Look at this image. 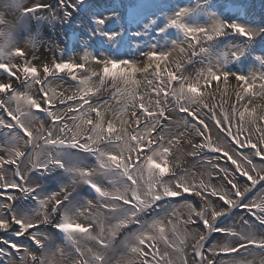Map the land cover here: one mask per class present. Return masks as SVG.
Segmentation results:
<instances>
[{
    "label": "snow or ice",
    "instance_id": "1",
    "mask_svg": "<svg viewBox=\"0 0 264 264\" xmlns=\"http://www.w3.org/2000/svg\"><path fill=\"white\" fill-rule=\"evenodd\" d=\"M77 3L82 4L84 0H77ZM42 7L46 6L36 5L34 8L25 9V12L36 11ZM188 12L189 9H179L170 18L168 26L182 30L186 40L194 41V44H189L190 48H194L195 45L200 43L201 34L203 38L211 41L214 37L222 35L225 29H232L246 39H254V34L241 24H225L217 21L213 24L211 31L206 27L189 26L183 22V18ZM97 22L104 25L107 21L104 17H99ZM103 35L105 40H115L120 34L106 32ZM180 44H175L170 51H160L156 47H152L143 53V58L150 62L166 61L172 56L173 51L185 52V49L180 47ZM200 51L204 52L206 50L201 48ZM16 54L19 56L26 55L22 48H17ZM9 55H11V52H9ZM239 55L240 53L233 52V56L238 57ZM87 59L88 56L85 55L84 60ZM93 59L97 65L102 66V72L93 73V75L100 77L99 85H104L106 81H111L113 88H117L119 92L126 94V103L119 110L120 113L122 115L128 114L126 112L128 105H131L134 109L130 114L133 118L131 133L123 129L118 130L114 123L115 118L107 123L105 129L103 114L97 106L101 101L96 100L94 102L89 95L92 92L89 87V78H85L80 82L84 85V93L80 96L79 102L75 107L68 103L76 100L74 96H68L67 98H64L63 95L55 98L48 96L44 90L47 75H54V70L60 73H64L67 70L70 79L75 81L77 77L73 74V69L83 68V64H76L71 61L56 62L54 70L49 68L48 65H44L43 72L47 75L45 76V81H41L37 78L39 69L31 66L30 63H25L21 68L20 65H9L0 62V70L9 78L20 81V86L30 89L32 83L41 85L40 100L38 101L28 94L27 91H17L10 82L0 83V93H10L7 101L0 100V108H3L11 118L7 123L4 120H0V134L6 137V146L0 147V151L6 152L10 157L5 160L3 156H0V166L4 164L16 165L15 174L19 180L25 181L24 183H0V190L14 189L20 196L33 194L39 205L45 207L39 224L46 225L50 221L49 217L55 216L56 219L55 223L52 224V228L58 237L62 239L66 237L68 241L75 243V234L79 233L86 239L96 240L107 249L108 244L90 231L96 220L94 215L90 217L92 222L87 225L76 223L73 219V216L78 214L81 208H94L96 205L93 204V200H86L80 204L72 203L70 200L72 191H69V185L63 186L60 191L53 192L46 198H40L37 193L38 185L30 186L32 175L27 180L21 175L20 166L17 163V159L14 158L23 157L25 161L31 162L32 152L42 147L41 141L43 145L53 146L52 150L56 155H47L43 160H39L38 166L33 163L30 171L32 173L37 171L42 173L51 166L65 168L66 171L73 174V179L70 183L72 189L77 183L83 182L87 184L89 189L95 193V197L100 198L97 200V205L112 213L113 218L118 221L116 227L128 229L124 242L128 251L142 257L139 264H172L170 259H166L168 252L160 253L156 244L159 241H163L168 246H173L169 244L164 228V224L171 223L173 219L180 221V217L176 216L177 209L171 206L177 203L173 198L194 191L197 196L201 197L204 204L199 211L191 204L186 205L188 217L182 221V224L185 227L189 224H195L194 216L199 219L205 233L197 232L192 237L194 259L196 264H215L213 259L205 256L203 245L207 238L206 234L213 232L227 233L236 237L239 241L247 240V237L240 236L230 229L218 227L216 221L235 207L246 209L253 216H257L258 212L261 217H264V196L260 198L259 203L255 201L245 203L244 199L250 188L239 184V176H242L254 188L261 181H264V175L256 172V178H254L247 168L238 163L239 157L234 159L233 155L229 154V151L219 146L214 147L207 134L208 125L205 123V116L212 120L214 126L218 127V129L222 127L239 147L244 148L247 146L254 150L253 156L260 157L264 156V126H259L258 121H264V114H257V108L261 107L260 105L252 108L245 106L243 111L238 112L239 120L254 126L257 133L256 142H253L251 135H247L246 139H240L239 137L244 132V129L237 128L236 134L233 135L229 124L225 123L228 120L227 115L221 117L220 120L216 119L214 106L206 103L203 98L204 94L201 92L202 85L199 80L204 78L203 86H207L215 81H220L221 78L226 83L231 76L237 85L240 86L237 99L242 101L247 95L264 96V73L259 76L255 74L244 75L225 71L219 66L210 64L206 71H201L197 74L196 81H189L188 77L182 71H179L183 67L180 59L174 57L173 62L177 71L169 72L167 82L161 81V84L164 85L161 87L160 85H154L152 80L147 79V75H145L143 81L136 79L137 72L147 73V68L137 67L142 59H112L100 56H93ZM21 71L23 79L18 75ZM154 71H156L157 75L159 74V63L155 65ZM155 78L153 77V79ZM256 80L261 81L258 93L253 91L256 88ZM176 81L179 82L178 86L172 87V82ZM119 83L124 85L123 89L119 88ZM141 83H143L145 89L150 88L151 92L139 93L137 90ZM153 94H155V99L145 100V95L151 97ZM12 101L16 103L15 112L5 107L6 103ZM251 102V99H249L248 103ZM57 105H61L63 108L57 107ZM84 105H87V113H95L96 120L85 118V112H81ZM25 107L27 111L23 110ZM33 109L35 112H33ZM204 109H207V112L201 115ZM74 112H80V115H72ZM180 113L187 114V116L181 117ZM41 115L49 119L50 127L48 129L44 128ZM141 116L145 118L143 125L141 124ZM77 120L80 123H76ZM84 125L88 126V131L91 133L86 139H84L82 134ZM34 131L36 133L35 136L33 135ZM53 132L57 133L56 136H53ZM190 137L199 138V142H194ZM82 139L84 142H81ZM100 144H103V147H100ZM22 146L30 148L27 155L20 150ZM186 146L190 147L189 151H186ZM63 148L76 149L83 153L91 154L97 162L96 167L80 168L75 165L66 167L64 161L58 157V151ZM210 152H223V157H211L209 156ZM187 157L194 158L198 164L208 165L217 169L221 179L231 185V196H229L227 191L218 190L211 184H206L203 180L197 182V173L185 166ZM223 158L235 165L232 172H229L227 168L220 167L219 163H213V160ZM242 160L254 168L252 160L248 156H243ZM194 167L195 165H193ZM237 173L239 176L236 175ZM94 174L102 177V180L100 182L94 181L92 179ZM110 176L123 177L127 182L122 181L121 187H117L114 193H110L101 187L102 181ZM110 182L112 184L116 183L115 181ZM209 197H219L226 207L220 210L211 207ZM232 197H235V199ZM7 201L8 203L0 204V208L8 210V218L0 217V230L8 231L11 229L16 237L27 235L34 245L39 246V249L44 248V244L41 243L43 234L38 230L39 225L33 223L28 215L15 210V196L8 195ZM49 202L53 204L50 212L46 210V205ZM57 213H60V215H56ZM35 214L39 215L40 213L36 212ZM260 223L264 224V218L260 219ZM12 226L15 227L13 228ZM129 226H134V228H129ZM34 229L36 231H32ZM172 231L173 233L176 232L175 225H173ZM102 232L103 229L101 228ZM3 242L10 244L12 249L20 247L8 240ZM248 244H255L261 251H264V241L257 244L255 240H248ZM241 248L246 249L247 245L241 242L238 247L225 246L220 251L238 253ZM74 251L79 257L82 258L84 256V252L79 247L75 248ZM88 251L91 252V249H88ZM206 251L211 253L212 256L217 254L216 250L212 248ZM0 255H5L4 249H0ZM31 259L34 264H44L43 261L38 260L34 255ZM93 259L96 264H107L105 257L102 255L93 253ZM81 264H88V262L87 260H81ZM123 264H135V261L128 259L123 261ZM185 264H187L186 258ZM233 264H245V262L243 259H236ZM261 264H264V260H261Z\"/></svg>",
    "mask_w": 264,
    "mask_h": 264
},
{
    "label": "rangeland",
    "instance_id": "2",
    "mask_svg": "<svg viewBox=\"0 0 264 264\" xmlns=\"http://www.w3.org/2000/svg\"><path fill=\"white\" fill-rule=\"evenodd\" d=\"M63 1L65 2L66 0H63ZM241 1H244L245 5H247V8H248L247 14L248 13L252 14V12H256L255 8L261 7L260 4L264 5V0H241ZM67 2L69 3L68 0ZM36 5H42V4H35V6ZM45 6L46 7H42L39 10L30 11L29 14L31 13L33 14L34 12H36L37 17H40L41 15L47 12V7H48L49 8L48 10L51 11L50 16L55 18L56 10H54V8H57V7L56 6L50 7L47 5ZM180 6L181 4H179V7ZM32 8H34V6ZM112 16H113V13H112ZM99 17L100 16H98V18ZM217 21H220L218 17L213 16L210 21L201 22V26H197V24H193L191 26L192 27H206L210 30L212 29L213 24ZM242 24L253 34H258V33L260 34L264 30V26L248 25L245 23H242ZM97 25L99 26L100 24L97 22L95 29H97ZM140 29L137 30L133 34V36L129 38L128 40L126 41L122 40L123 44L120 45V49L117 51H113L111 49L114 47V45L113 43H110L111 42L110 40H105L104 35L99 34L100 39L104 43L105 48L104 49L100 48L94 56H100V57L112 58V59H130V60L142 59L141 62L137 65V67L145 68V65L149 64L150 61H148L146 58H143L144 52L150 50L152 47H156L160 51H170L174 48L176 44V43L174 44V42H169V39H164L162 37L160 38L154 37L153 35H151V33H149L148 29L143 31L147 35V37L146 36L144 37L141 35ZM110 32H114V30H110ZM140 39L141 40L146 39L147 46L145 48L141 47V50H137V48L140 45V42H139ZM231 51L233 52L232 49ZM9 52L11 51L10 50L5 51V48L0 50V62L7 63V58L10 56ZM219 54L224 55L223 53H219L217 52V50L214 49V51L211 54L212 58L210 59V63L207 66H201L200 69L196 70L195 72L193 71V73L187 74L192 71L190 70L187 73L185 72L184 75L188 77L189 81H196L197 74L200 73L201 71H206L207 67L210 64L213 66H219L222 70H225V71L239 73V72H235L228 64H226L225 60L219 57ZM184 55L185 53H180L176 56V52L173 51L172 56H170L168 60L162 61V62L159 61V63L162 64L160 69L164 73L168 74L169 72L173 71V69L176 67L175 63L173 62L174 56H176L175 58L180 59L182 63L185 60ZM52 60H53L52 65L54 66V64L56 63L55 55ZM66 61H71L73 63L79 64L78 58L74 55L69 56L66 59ZM87 64H88L87 78L90 79L89 87L92 89V92L89 93V95L94 101V99L98 97L99 94L102 93L105 84L109 83L110 81H106L104 85H99L100 77L97 75H93V73L102 72V66L97 65L93 57L88 59ZM247 71L249 72V69ZM258 71H261V73H264V68L259 66ZM240 74H245V72H240ZM250 74H254V73L250 72ZM146 75H147V79L152 80L154 85H160L161 87H163L164 85L161 84V81H164L166 83L165 75L162 77V79L159 78L157 75L150 73V72ZM153 77H156V78L153 79ZM144 78H145V75H141L140 72L136 73V79L143 81ZM203 80L204 78H200L199 80V83L202 85L201 92L204 94L203 98L205 102L209 103L211 106H214V111L216 113V119L220 120L221 117H223L224 115H227L228 120L225 121V123L229 124V128L231 129L233 135L236 134L237 128H243L244 132L241 133L239 138L246 139L247 135H251L253 142H256L257 133L255 131V127L252 125H249L246 122H241L238 117V112H240V108H244L245 106H247L248 108H252V107H255L256 105H260L261 107L257 108V114L258 115L264 114V96L247 95L244 97L242 101L237 102L236 107L232 106L231 108H228L226 105L222 104L221 98L225 97L226 98L225 101L229 102V97H231L230 101L232 102L233 98L238 97V94L240 92V86L237 85L234 78L230 76L226 83L223 81V78H221L220 81H215L207 86H203ZM260 83L261 81L256 82V88L253 89L254 92L258 93ZM98 85H99V89L97 90ZM123 87L124 85L122 83H119V88L123 89ZM27 89L28 88L23 87V86H20V88L18 89L16 88L17 91H21V92L27 91L28 94L32 95V93H30V90L29 89L27 90ZM44 90L47 92L49 97L55 98V97H59L63 95V97L66 98L67 96H70V94L72 95L73 93H75L77 96L83 95L84 85L75 87V86H72L66 83L63 80L58 79L56 81L51 80V82H48L46 85H44ZM137 91L139 93H147V92H151V89L150 88L145 89L143 86V83H141V86L138 88ZM107 92H112L111 97L109 99L104 100L106 102L101 101V103L97 105L100 108L101 113L103 114L105 129L107 127V123L110 120H113L115 118L114 123L116 127L118 128V130L123 129L126 132L131 133V130L133 127V124H132L133 118L130 116V114L134 111V109L131 107V105H128L126 109V112L128 114L122 115L119 111L126 103V94L119 92L117 88H113L112 86L109 87ZM9 94L10 93H8L6 97H4L5 101H7V97ZM148 99H155V94H153L151 97H148L147 95H145V100L147 101ZM249 99H251L252 101L251 103H248ZM77 103L73 104L72 106L75 107ZM5 107L15 112L16 103L15 101L6 103ZM193 107L195 108V106ZM25 108L23 110H25ZM60 108H63V107H60ZM86 109H87V105H84L83 109H81V112H85V118L86 119L91 118L93 120H96L97 117L95 113H87ZM205 112H207V109H204L201 112V115H204ZM72 115L79 116L80 112H74L72 113ZM179 115L181 117L187 116V114H184V113L179 114ZM41 118L44 120L43 121L44 128L48 129L50 127L49 119L44 115H41ZM10 119L11 118L7 115L6 111L3 108H0V120H4L7 123L10 121ZM140 119H141V124L143 125L145 118L141 116ZM76 123H80V121L77 120ZM205 123L208 125L207 134L210 140L212 139L214 141L216 146H219L222 149L229 151V154L233 155L234 159L239 157L240 159H238V163H241L243 167L247 168L249 170V173L252 174L254 178H256L255 176L256 172H259L261 175H264V161L262 160L264 159V156L259 157L261 160H256V158H254L252 155L254 150H252L251 148L247 146H245L244 148L239 147V145H237L235 141L232 140L231 137H229L228 133L222 127L218 129V127L214 126L213 121L210 120L207 116H205ZM258 125L264 126V121H258ZM3 131H6V130H3ZM56 134H57L56 132H53V136H56ZM82 134H83L84 139H86L88 135H91V133L88 131L87 125H84ZM33 135L34 136L36 135L35 131ZM190 138H192L194 142H199V138H196V137H190ZM81 142H84V140L82 139ZM40 143L42 144V147L38 148L37 150L38 157H39L37 158V163H36L37 166H38L39 160H43L44 158H46L47 155H49V153L47 152L53 151L52 150L53 146L43 145L42 141ZM3 146H6V137L0 134V147H3ZM100 147H103V144H100ZM26 149H27V146L20 147L21 151L22 150L25 151ZM27 150L28 152L30 151V149H27ZM189 150H190V147L186 146V151H189ZM33 153L34 152H32V154ZM220 153H223V152H220ZM75 154L78 155V156L75 155L76 156L75 160L76 162L80 164L81 168H88V167L95 168L96 167L97 162L91 154L83 153V152L75 153ZM0 156H3L5 160L10 158L9 155L3 151H0ZM79 156H84V157H79ZM209 156L221 157L219 153H212V154L209 153ZM243 156H248L252 160V165L254 166V168L249 166L246 162L242 160ZM14 159H17V163L20 166L21 175H23L25 179H27L26 178L27 174L32 168L31 162L25 161L23 157L14 158ZM186 160L187 161H186L185 166H187L190 170H195L199 166H202L204 169L209 170L207 173H203V177H199L197 179V182H199L200 180H203L206 184H211V186L217 188L218 190L227 191L229 193V196H231V191H230L231 185H228L222 179L218 180L219 183L209 182L210 179L214 181L213 178L214 177L216 178V176L220 177L217 169H214L208 165L198 164L192 157H187ZM213 163H219L220 167L227 168L229 172H232L235 168V165H232L231 161L227 160L226 158L219 159V160H213ZM193 165H195L194 168H193ZM15 167L16 165H8V164H4L0 166V183H22L24 182V181L19 180V178L15 174V171H14ZM39 174H40L39 171L38 173L34 174L32 176L33 178H31V182L36 181L35 179L39 178ZM214 174H216V176ZM236 175L239 176L238 173ZM72 179H73L72 177L68 176L67 179H64L62 181H57L56 183H54L48 190H39L37 193L40 198H46L51 193L60 191V189L63 186L69 185V191H72V192L75 191L71 199L72 203L80 204L86 200H93V204L96 205L94 208L92 209L81 208L79 213L73 216V219L76 223L87 225L92 222L90 217L94 215L96 217V220H95V223H93V226L91 227L90 231L92 232L93 235L98 236L99 239H103L108 244V248L105 249L96 240L86 239L83 236H81L79 233L75 234L76 242L73 243V242L68 241L66 237H64L63 239L58 237L55 234V231H51L50 233H47L46 231H43L42 228H38L39 232L43 234L41 236V243L44 244V248H45L44 251H42L43 253L42 254L40 253L41 261H43L44 264H81V260H87L88 264H96L95 260L93 259V253H95V254L104 256L107 264H123V261L128 260V259L134 260L135 264H139V261L140 259H142V257H139L136 254H133L130 251H128L125 245V242H124L125 234L121 235V230L123 227H116V225L118 224V221L113 218L112 213L104 209L102 206L97 205V200L100 198L95 197L94 192L92 191L89 192L86 190L85 193H82L78 191V189H74L77 184H75L72 189V187L70 186ZM92 179L94 181L100 182L102 180V177L94 174L92 176ZM145 179H146V176H145ZM110 181H115L116 183L112 184ZM122 181L127 182L125 178L123 177L110 176L108 177V179H104L102 181L101 187L109 191L110 193H114L115 189L118 187L117 184L121 185ZM239 183H241L242 185L248 186L250 188V191L254 190V193L250 196H248V193L250 191L246 193L245 203L253 202V201L257 203L260 202V198L264 196V181H261L254 188H252L251 183L247 181L245 177L239 176ZM81 185L83 189H89L87 184L81 183ZM8 195H12L16 197V201H15L16 204L14 208L17 212H22L23 214L28 215L32 219L33 223L39 224V221L41 220L44 214V210H43V207L39 205L36 199L30 202H25L21 204V200L23 196H20V194L17 193L16 190L3 189V190H0V204L8 203L7 201ZM194 196H196L195 192L190 191L189 193H184L180 197L173 198L177 203H174L171 206L177 209L176 216L180 217V221L178 222L176 219H173L171 223L164 224L165 235L167 236L169 244L173 246L170 247L168 246V244H165L163 241H159L156 244V247L159 249L160 253H163L165 251L168 252V257L166 259H170L172 261V264H185L184 263L185 261H181L182 258L185 257V253H183L182 251L183 247L188 248V251H187L188 255L186 253L187 264H196V260L194 259V253L192 249L193 240H192L190 248L187 247L188 245L186 244V240L187 238L191 240L192 237L195 236L197 232H199V228L202 230L201 233H205V230L201 225H199V223L201 222L195 216L193 217V220L195 221L198 220L199 221L198 223L195 222V224H192L191 227L189 228L185 227L182 224V221H183L182 218L185 215V212L187 210L186 205L191 204L197 210L198 206L196 204L201 203L199 205L200 209H201V206L204 204V201L199 196L198 197L202 201L198 203L197 202L193 203L192 198ZM232 198L235 199V197H232ZM209 203L211 207L216 208L217 210H220L226 207V205L223 204V202L219 199V197H209ZM50 204H52V202H50ZM52 207H53V204L49 209H47V211H51ZM237 208L238 210H236ZM36 212H39L40 214L36 215L35 214ZM0 217L8 218V210L0 208ZM262 218L264 217H261L258 212H257V216H253L246 209H243L240 207L232 208L231 211L228 212L225 216L219 217L217 219L216 221L217 226L221 228H225V229H230L232 232H235L240 236L247 237V240L239 241L236 237H233L227 233L219 234L218 232V234H216V232H213L210 234H206L207 238L203 245V248L205 249V256L207 254L206 257H213V260L218 256L215 264H233V261L236 259H243L245 264H261V260H264V257L258 259L257 263H252L251 260H253L256 257L264 256V251H261V249H258V250L254 249L253 246L255 244H248V240H255L257 244L261 241H264V239L255 237V234H257L255 231L257 229H262L257 226V224H262L260 223V219ZM173 225H175V228H176L175 233H173L172 231ZM12 227L14 228L15 226H12ZM101 228L103 229L102 233H101ZM183 230L185 231V235H183ZM10 231L12 230L11 229L8 230V232ZM32 231H36V229ZM0 232H4V230H0ZM113 233H115V235H113ZM218 236L225 238L224 242H222L221 244L220 243L218 244V242H216L217 240L216 237ZM45 237L47 238L45 239ZM25 238L27 239L26 241H24ZM211 238H214V239L210 240ZM7 240L10 242H14L18 246H20L18 247V249H15L13 251L9 248H6L7 257L5 258V260L6 261L8 260V262L17 260L19 262H23V264L24 262L26 264H32L31 258L29 256H33V255L35 256V254L37 255L39 254V252L35 250L34 246H31V244L29 243L31 242V240L27 237V235L22 236V237H16L14 235V231H12L9 233ZM18 240L19 241L22 240L23 242H17ZM181 241H183V243H181ZM237 242H239V244L241 242L245 243L247 245V248L239 249L238 253H227V252L220 251V249L225 246L226 247H236L237 244H235L236 246L235 245L233 246L232 244L237 243ZM77 247H79L80 250L84 252V256L82 258L79 257L74 251L75 248ZM209 248L216 250L217 254L215 256H212L211 253L206 251ZM25 249H27V251H25ZM88 249H91V252H89ZM21 257H23V259H21ZM58 257L60 258L68 257L69 259L62 260L61 262H56L55 260ZM189 257L192 260L189 261L188 260Z\"/></svg>",
    "mask_w": 264,
    "mask_h": 264
},
{
    "label": "bare ground",
    "instance_id": "3",
    "mask_svg": "<svg viewBox=\"0 0 264 264\" xmlns=\"http://www.w3.org/2000/svg\"><path fill=\"white\" fill-rule=\"evenodd\" d=\"M68 1H69V4L65 5L66 8H69V5H72V3H73V0H68ZM93 1H96L100 7L101 6L103 7V9H106L109 12L112 11L110 5L108 4V1H109V3L111 2L110 0H93ZM112 1L114 2L115 0H112ZM144 1H145V2H143L144 8H141V3H140V5L136 9L127 11L128 17L134 16V15H137L140 13H141V16H144V14H145L144 12L146 9H147L146 11H148V10L153 11L154 10L153 8L160 6V5H157L159 0H144ZM160 1L165 2L164 0H160ZM50 2H52V0H0V33H2V35H0V50L5 48V51H8V50L11 51V55L7 58V64H9V65H20L22 68L25 63H30L31 66H35L39 69L37 78L41 81H42L41 77H43V75H44L43 66L48 65L51 69L53 68L52 59H53L55 52L57 51V48H55L53 46L55 45V43L57 45L60 43L58 36L61 33L60 31L62 30L61 23H62L63 19L61 18L62 15L58 13L57 8H54V10H56L55 18L50 16L51 11L48 10L49 9L48 7H47L46 13L43 14V12H42L43 15H41L40 17H36V18H33L34 15H30L29 12L26 13L25 9L32 8L33 6H35V4L47 5ZM59 3H60V0H55V6L56 7L58 6ZM120 6H121L120 4H117L118 8H120ZM84 7L85 6H82V9ZM61 9H62V7H61ZM62 12H64V9H62ZM109 12L105 11L101 15V17H104L106 19V21H107L106 24H104V25L100 24L99 26L97 25V29L98 30L100 29V31L103 33L110 32V30H113L114 27L116 28L117 25H119V23L121 22L120 18L113 19L112 17H110L111 13H109ZM77 13H78V11H77ZM85 14H87V13L84 12L83 15H85ZM47 28H49V31H47ZM84 37H85V35H84ZM201 38L203 39L202 34L200 36V39ZM85 39H88V38L85 37ZM110 41H114V40H110ZM181 42H183V40H182V38H179L178 43H181ZM84 44H87V42H85ZM46 45L48 47L47 49L45 48ZM17 48H22L24 50V52L26 53V55L25 56L17 55L16 54ZM185 48H186V51L184 53H187L188 48L187 47H185ZM61 49H63V48H61ZM175 52H176V56L178 54H180L179 50H176ZM176 56H174V57H176ZM219 57L223 58L226 61V58L224 56L219 55ZM154 66L155 65H153V66L152 65H146L145 68H147V70L150 71V73L157 75L156 71L153 70ZM182 70H180V71H182ZM18 75L21 77V79H23L22 71L20 73H18ZM164 75L167 77V74L164 73L160 69L159 74L157 76L162 79V77ZM3 82H10V83H12L14 88H17V89L20 88L19 87L20 81L14 79V78H9L0 70V83H3ZM48 82H51V81H47L46 84ZM39 86H41V85L37 84V83H32V87L29 89L30 93H32V96L34 98H36L38 101L40 99V91H39L40 87ZM177 86H178V84L175 87H177ZM7 94L8 93H0V100H4V97H6ZM78 98H80V96H78ZM24 111H27V108H25ZM33 112H34V110H33ZM51 153H52V151H51ZM76 156H78V155H76ZM76 156L70 155L68 158V162L65 166L66 167H72L73 165H75V166H78L81 168L80 164L78 162H76V160H75ZM79 157H84V156H79ZM61 170H63V168L51 166L49 168V171L47 172L46 181H48L52 176H54L55 174H57ZM193 171H195L197 173V179H198L199 177H203V173H207L209 170L204 169L202 166H199L197 169H195ZM214 175L216 176V174H214ZM68 176L73 178V174L65 170V172L61 176L57 177L48 186H52L58 180L67 179ZM213 179H214V181L210 179L209 182L219 183L218 180H221V177L216 176V178L214 177ZM81 183H83V182L77 183V185L74 189H78V191L85 193L86 190L83 189ZM239 184H241V183H239ZM32 185H40V184H39V181L37 180V181L31 182L30 186H32ZM117 186L119 187L121 185L117 184ZM192 199H193L192 200L193 203H195V202L198 203V202L202 201V200H200V198L197 195L194 196ZM200 204L201 203L196 204L198 206L197 211L200 210V206H199ZM51 206H52V204H50V202H49L46 205V210L49 209ZM43 210L45 211V207H43ZM187 217H188V211L186 210L185 215L183 216L182 220H186ZM196 222H198V220ZM48 223H49V226H52V224H53L52 221H49ZM191 225L192 224H189L186 227L189 228V227H191ZM43 230H45L47 233L51 232L49 229H43ZM201 231L202 230L199 228L200 233H201ZM255 232L257 233V234H255V237L264 239V229H257ZM183 235H185L184 230H183ZM216 238H217L216 242H218V244L219 243L221 244L225 240V238H223L221 236H218ZM4 240L5 239H3V237H0V246L1 247H3L5 244L3 242ZM26 240L27 239L25 238L24 241H26ZM192 240L193 239L190 240L187 238V240H186V244L188 245V246L186 245L187 247H189V248L191 247ZM235 244H237V246ZM238 244H239V242L233 243L232 245L233 246L235 245L236 247H238ZM182 251H183V253H185V257L182 258L181 261H185V258L187 260L186 253L188 255V252H187L188 248L183 247ZM206 256H207V254H206ZM262 257H264V256L256 257L253 260H251V262L257 263V260L262 258ZM208 258L213 259V257H208ZM68 259H69L68 257H63V258L58 257V258H56L55 261L61 262L62 260H68ZM188 260L190 261L192 259L189 257ZM6 264H23V262L13 260L11 262H7ZM24 264H26V263L24 262Z\"/></svg>",
    "mask_w": 264,
    "mask_h": 264
},
{
    "label": "flooded vegetation",
    "instance_id": "4",
    "mask_svg": "<svg viewBox=\"0 0 264 264\" xmlns=\"http://www.w3.org/2000/svg\"><path fill=\"white\" fill-rule=\"evenodd\" d=\"M216 16L218 17V19L220 20V22L222 21V18L220 16L219 13L216 14ZM212 18L211 15H208V17H206L205 19H203L202 21L200 22H197V26H201V22H204V21H210ZM242 23H244V21H242V19H235L234 20V24H241L243 25ZM211 31V29H210ZM225 32V31H224ZM256 35V34H254ZM245 45L246 44H238V43H234L233 45L231 46H228V47H225L224 48V51H229V50H233L234 52H238L240 53V55L237 57H235V59H237V61H235V64H239L242 62V60L248 65V69L250 70H254L256 69V73L258 74V76L261 74V71H258V68L259 66L263 67L264 68V46H261L259 48H257L254 53H251L249 54V56L247 55H241L242 52L244 51L245 49ZM258 58H261V59H258ZM250 61V63H248ZM261 70V69H260ZM251 71H249L247 74H250ZM260 80H256V82H259ZM231 100V97H229V101Z\"/></svg>",
    "mask_w": 264,
    "mask_h": 264
}]
</instances>
